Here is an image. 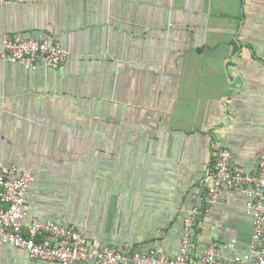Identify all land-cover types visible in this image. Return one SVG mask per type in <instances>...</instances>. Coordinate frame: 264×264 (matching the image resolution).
I'll return each instance as SVG.
<instances>
[{
    "label": "crops",
    "instance_id": "1",
    "mask_svg": "<svg viewBox=\"0 0 264 264\" xmlns=\"http://www.w3.org/2000/svg\"><path fill=\"white\" fill-rule=\"evenodd\" d=\"M4 32L71 51L59 68L0 58V163L35 177L25 223L64 218L97 246L175 255L218 149L256 169L264 0H19L0 3V53ZM252 232L243 197L225 189L196 254L213 241L244 254ZM0 264L46 263L0 241Z\"/></svg>",
    "mask_w": 264,
    "mask_h": 264
},
{
    "label": "built area",
    "instance_id": "2",
    "mask_svg": "<svg viewBox=\"0 0 264 264\" xmlns=\"http://www.w3.org/2000/svg\"><path fill=\"white\" fill-rule=\"evenodd\" d=\"M15 1L19 0H0V3ZM2 37L0 58L21 63L27 69L59 68L71 55L57 39H36L21 32H4ZM209 176L211 182L205 192L207 204L187 211L179 251L171 255L161 246L149 252L129 243L121 247L97 246L79 227L64 218L32 219L25 223L26 193L35 180L34 174L17 164L0 163V241L46 264H264V147L258 153L255 170L235 162L228 148L218 149ZM225 189L241 194L245 212L252 221L248 251L224 256L213 241L197 255V230L209 213L210 205L221 200Z\"/></svg>",
    "mask_w": 264,
    "mask_h": 264
}]
</instances>
